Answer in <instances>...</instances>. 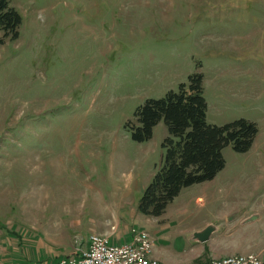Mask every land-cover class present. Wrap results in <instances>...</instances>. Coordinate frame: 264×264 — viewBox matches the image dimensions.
<instances>
[{"label":"rangeland","instance_id":"1","mask_svg":"<svg viewBox=\"0 0 264 264\" xmlns=\"http://www.w3.org/2000/svg\"><path fill=\"white\" fill-rule=\"evenodd\" d=\"M10 5L22 25L15 40L0 32V237L24 238L20 260L34 263V248L73 255L93 229L164 225L175 239L207 223L229 228L214 255L264 259V0ZM196 72L208 123L244 118L259 132L247 153L224 149L213 180L184 189L161 216L144 215L139 201L169 133L162 121L139 143L126 124ZM13 242L9 252L21 253Z\"/></svg>","mask_w":264,"mask_h":264},{"label":"trees","instance_id":"2","mask_svg":"<svg viewBox=\"0 0 264 264\" xmlns=\"http://www.w3.org/2000/svg\"><path fill=\"white\" fill-rule=\"evenodd\" d=\"M21 25L22 16L10 0H0V32L4 38L17 39ZM207 112L204 76L196 72L176 91L147 99L136 109L134 120L127 122L131 138L139 143L152 139L162 121L169 133L162 143L161 163L140 198L142 214L161 216L183 189L213 180L226 167V147L240 154L253 147L259 132L255 122L240 118L223 125L211 124Z\"/></svg>","mask_w":264,"mask_h":264},{"label":"crops","instance_id":"3","mask_svg":"<svg viewBox=\"0 0 264 264\" xmlns=\"http://www.w3.org/2000/svg\"><path fill=\"white\" fill-rule=\"evenodd\" d=\"M156 170H157V167H156ZM156 170L153 173V177L156 173ZM191 187L192 186L187 187V188H191ZM183 190L181 191L180 195L183 193ZM207 224L201 225L198 227H191V229L185 231L184 234H182L181 236H177L175 239L168 238L167 235H163V234H166L169 230V229L166 230V227L164 225L161 226L160 228H154L153 234L147 231L153 242V254H152L153 257L161 261L164 264H207L213 259H222L228 256L237 255V254L227 255L226 253L221 254V255H214L211 252L212 247L217 245V243L221 242L225 237L224 235H227V231L229 230L228 227H224V225L221 223L219 224L217 223L218 226L220 227V231L215 233L208 242L192 243L189 240V237L193 232L202 229ZM132 228L134 227H131V229ZM94 233L108 235L112 238V240L115 243H123L131 239L130 229L128 232L127 231L124 232V234L122 232L119 233L116 230H113V231L108 230V228L102 229L98 232H95L93 229L92 232L89 234L91 236ZM153 235L155 236V238L153 237ZM23 240L24 238H19L18 236L17 237L12 236L10 238L0 237V261H7L9 260L10 257H13L14 259L17 260L16 264H25V263L27 264H54L63 258L62 256L47 255L44 252H42L40 248L35 251V248H34L33 252L31 253L32 260H35L34 263H31L28 261L23 263L24 260L22 261L20 260L21 258H23L22 253H24V250H26ZM88 240L89 238L87 240L85 238H81L79 244L82 245V243H84L85 247L77 248L74 254L70 256L78 255L80 251L85 250L87 248ZM13 241H18V243L16 244L22 247L21 253L11 254L9 252L8 246L10 243L14 244ZM173 242L175 243L174 246H172ZM64 257H69V256H64Z\"/></svg>","mask_w":264,"mask_h":264},{"label":"built area","instance_id":"4","mask_svg":"<svg viewBox=\"0 0 264 264\" xmlns=\"http://www.w3.org/2000/svg\"><path fill=\"white\" fill-rule=\"evenodd\" d=\"M153 242L147 231L132 228L131 239L115 243L108 235L92 234L87 248L78 255L63 257L56 264H164L153 257ZM207 264H264L254 254L213 259Z\"/></svg>","mask_w":264,"mask_h":264},{"label":"water","instance_id":"5","mask_svg":"<svg viewBox=\"0 0 264 264\" xmlns=\"http://www.w3.org/2000/svg\"><path fill=\"white\" fill-rule=\"evenodd\" d=\"M257 217H258L257 214L251 215L245 218L243 223L250 222ZM219 231H220V227L218 226L217 223H209L202 229L193 232L190 235L189 240L192 243H205V242H208L210 238Z\"/></svg>","mask_w":264,"mask_h":264}]
</instances>
